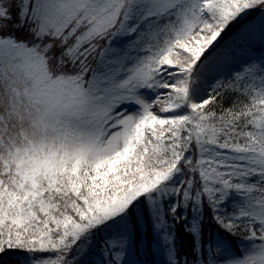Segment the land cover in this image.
I'll list each match as a JSON object with an SVG mask.
<instances>
[{
  "label": "snow or ice",
  "instance_id": "1",
  "mask_svg": "<svg viewBox=\"0 0 264 264\" xmlns=\"http://www.w3.org/2000/svg\"><path fill=\"white\" fill-rule=\"evenodd\" d=\"M138 245L264 264V0H0V264Z\"/></svg>",
  "mask_w": 264,
  "mask_h": 264
},
{
  "label": "trees",
  "instance_id": "2",
  "mask_svg": "<svg viewBox=\"0 0 264 264\" xmlns=\"http://www.w3.org/2000/svg\"><path fill=\"white\" fill-rule=\"evenodd\" d=\"M225 38H227V36H225ZM251 55L259 56L260 53L254 52V53H251ZM225 72H227V69H225ZM221 79H225V77H221ZM177 230H178L177 236L179 238L178 239V246L181 247V249H183L184 247L190 246L191 238L184 234L182 224L177 225ZM212 230L214 231V228ZM233 239H235V238H233ZM237 245H238V241L233 246L236 247ZM133 258H134V260H139L144 264H153V262L155 260V258L153 256H151V254L145 255L144 249L141 247V245H138L136 252L133 253Z\"/></svg>",
  "mask_w": 264,
  "mask_h": 264
},
{
  "label": "rangeland",
  "instance_id": "3",
  "mask_svg": "<svg viewBox=\"0 0 264 264\" xmlns=\"http://www.w3.org/2000/svg\"><path fill=\"white\" fill-rule=\"evenodd\" d=\"M223 38L227 39V38H225V36ZM141 247L143 248L142 245H141ZM236 247H238V245ZM151 256H153L155 258L153 264H165V255L164 254H162V253H158L155 255L151 254ZM132 259L134 260L133 255H132ZM142 264H144V263H142Z\"/></svg>",
  "mask_w": 264,
  "mask_h": 264
}]
</instances>
